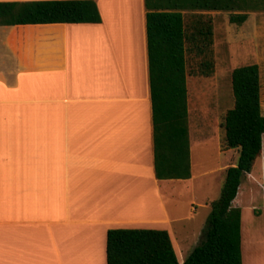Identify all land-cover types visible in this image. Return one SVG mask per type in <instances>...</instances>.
<instances>
[{
  "label": "crops",
  "instance_id": "1",
  "mask_svg": "<svg viewBox=\"0 0 264 264\" xmlns=\"http://www.w3.org/2000/svg\"><path fill=\"white\" fill-rule=\"evenodd\" d=\"M32 1L54 0H0ZM93 1L99 24L0 26V264H107L113 229L166 230L179 264L200 244L175 208L202 175L190 130L192 177L156 178L145 0ZM218 154L220 194L240 152ZM232 205L243 264H264V136Z\"/></svg>",
  "mask_w": 264,
  "mask_h": 264
},
{
  "label": "trees",
  "instance_id": "2",
  "mask_svg": "<svg viewBox=\"0 0 264 264\" xmlns=\"http://www.w3.org/2000/svg\"><path fill=\"white\" fill-rule=\"evenodd\" d=\"M264 0H145L149 79L154 125L155 172L158 180L192 177L188 129V50L203 57L200 74L214 72V30L211 20H199L191 31L184 12H230L232 24H242L247 12ZM93 0L0 2V26L37 24H99ZM234 107L224 120V149H239L238 164L230 167L221 196L211 212L200 244L184 264H243L241 211L233 207L242 177L262 154L264 111L261 76L256 64L231 75ZM107 264H179L166 230L113 229L107 235Z\"/></svg>",
  "mask_w": 264,
  "mask_h": 264
},
{
  "label": "rangeland",
  "instance_id": "3",
  "mask_svg": "<svg viewBox=\"0 0 264 264\" xmlns=\"http://www.w3.org/2000/svg\"><path fill=\"white\" fill-rule=\"evenodd\" d=\"M260 6L264 7V3ZM235 13H247L248 18L242 24H232L229 12H184L188 31L199 20H211L214 30V72L211 76L200 74L201 64L205 61L203 57L189 50L186 55L188 129L193 142L200 141L198 149H194L193 163L194 173L201 172L202 175L193 182L189 191L175 194L179 202L176 210L187 216L193 206L191 225L199 228L205 227L211 203L221 196L222 190L220 194L216 190L220 175L214 180L213 176L203 174L219 166L221 157L218 149L223 147L225 116L234 107L231 82L234 69L252 64L259 66L264 111V10ZM176 185L181 187L183 184Z\"/></svg>",
  "mask_w": 264,
  "mask_h": 264
}]
</instances>
